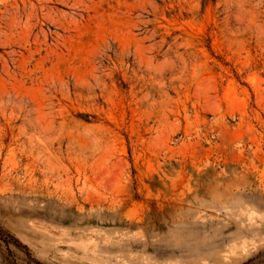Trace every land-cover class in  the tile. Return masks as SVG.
Masks as SVG:
<instances>
[{"label": "rangeland", "instance_id": "rangeland-1", "mask_svg": "<svg viewBox=\"0 0 264 264\" xmlns=\"http://www.w3.org/2000/svg\"><path fill=\"white\" fill-rule=\"evenodd\" d=\"M0 264H264V0H0Z\"/></svg>", "mask_w": 264, "mask_h": 264}, {"label": "trees", "instance_id": "trees-1", "mask_svg": "<svg viewBox=\"0 0 264 264\" xmlns=\"http://www.w3.org/2000/svg\"><path fill=\"white\" fill-rule=\"evenodd\" d=\"M4 238L5 242H8L7 239H5L6 237H4L3 235H0V239Z\"/></svg>", "mask_w": 264, "mask_h": 264}]
</instances>
